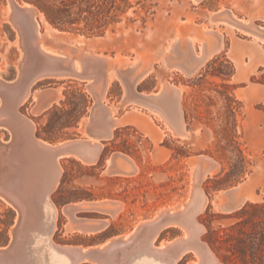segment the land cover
Segmentation results:
<instances>
[{
  "label": "rangeland",
  "instance_id": "1",
  "mask_svg": "<svg viewBox=\"0 0 264 264\" xmlns=\"http://www.w3.org/2000/svg\"><path fill=\"white\" fill-rule=\"evenodd\" d=\"M247 203L264 204V0H0L8 264H232L213 240Z\"/></svg>",
  "mask_w": 264,
  "mask_h": 264
},
{
  "label": "trees",
  "instance_id": "2",
  "mask_svg": "<svg viewBox=\"0 0 264 264\" xmlns=\"http://www.w3.org/2000/svg\"><path fill=\"white\" fill-rule=\"evenodd\" d=\"M249 208L251 216H239L240 220L222 229V235L215 234L213 242L216 248L224 247L229 255H221L225 263L248 264L247 253L253 264H264V216H259L264 204L247 203L243 206L240 214L246 213ZM254 260L258 262L255 263Z\"/></svg>",
  "mask_w": 264,
  "mask_h": 264
},
{
  "label": "bare ground",
  "instance_id": "3",
  "mask_svg": "<svg viewBox=\"0 0 264 264\" xmlns=\"http://www.w3.org/2000/svg\"><path fill=\"white\" fill-rule=\"evenodd\" d=\"M25 6H29V5H25ZM37 22H38V21H37ZM45 33H49V31H48V30H45ZM59 152H61V151H60L58 148H55V149H54V153H55V155L57 154L56 156H60V155H58ZM61 154H62V153H61ZM237 187H238V186H237ZM234 188H235V187H234ZM17 191H18V190H17ZM14 192H15V191H14ZM219 192H221V191H219ZM222 192H224V190H223ZM222 192H221V193H222ZM218 194H220V193H218ZM196 195H197V194H196ZM221 204H222V203H221ZM46 217H47V216H45V220L47 221L46 223H48L49 218H47V219H48V220H47ZM51 217L54 218V216H51ZM43 218H44V217H43ZM43 220H44V219H43ZM52 222H53V221H52ZM43 223H45V221H43ZM43 223H42V226H44V227L46 228L47 224H46V225H45V224L43 225ZM48 224H50V223H48ZM51 224H52V223H51ZM48 226H49V225H48ZM53 226H54V224H53ZM44 227H42L41 229H44ZM49 227L51 228V226H49ZM50 228H49V229H50ZM52 229H53V228H52ZM50 230H51V229H50ZM41 231H42V230H41ZM43 231H44V230H43ZM52 231H53V230H52ZM45 232H46V231H45ZM45 232H44V233H45ZM47 232H49V230H48ZM41 233H42V232H41ZM41 233H40V235H41ZM42 234H43V233H42ZM49 234H50V233H49ZM46 235H47V237H49V236H48V233H47ZM43 236H44V235H43ZM45 237H46V236H45ZM45 237H44V238H45ZM47 237H46V238H47ZM38 238L40 239V236H39ZM38 244H39V246H40V243H39V242H38ZM41 244H42V243H41ZM48 245H49V244H48ZM52 245L54 246V244H52ZM50 246H51V244H50ZM44 247H45V246H44ZM41 248H42V247H41ZM51 248H52V247H51ZM71 248H72V247H71ZM57 249H59V248H57ZM47 250H48V249H47ZM50 250H52V249H50ZM53 250H54V251H53ZM53 250H52V251L55 252V249H53ZM59 250H60V249H59ZM72 250H73V249H72ZM60 251H61V250H60ZM60 251H59V252H60ZM46 252H49V251H46ZM46 252H45V253H46ZM59 252H57V253L55 252L56 255H57V254L60 255L61 253H59ZM79 252H80V251H79ZM40 253H41V252H40ZM42 253H43V251H42ZM55 253H53V255H54ZM62 253H63V251H62ZM65 253H66V252H65ZM75 253L78 254V252H75ZM51 254H52V253H51ZM56 255H55V256H56ZM61 255H62V254H61ZM55 256H54V257H55ZM63 256H64V254L62 255V258H63ZM68 256H69V255H68ZM70 256H71V255H70ZM77 256H78V255H77ZM40 257H41V256H40ZM58 257H59V256H58ZM74 257H75V256H73V258H74ZM46 258H47V257H46ZM60 258H61V257H60ZM75 258H76V257H75ZM41 259H42V257H41ZM51 259H52V258H51ZM58 259H59V258H58ZM63 259H64V258H63ZM69 259H70V258H69ZM33 260H34V259H33ZM49 260H50V258H49ZM53 260H54V259H53ZM70 260H71V259H70ZM74 260H75V259H74ZM76 260H77V258H76ZM76 260H75V261H76ZM43 261H44V260H43ZM43 261H41V262L43 263ZM59 261H60V260H59ZM75 261H73V262H75ZM66 262H67V261H66ZM47 263H49V262L47 261ZM47 263L45 262V264H47ZM58 263H59V262H58ZM61 263H62V262H61ZM61 263H60V264H61ZM67 263H68V262H67ZM0 264H7L6 258H4V257H0ZM64 264H65V263H64Z\"/></svg>",
  "mask_w": 264,
  "mask_h": 264
},
{
  "label": "crops",
  "instance_id": "4",
  "mask_svg": "<svg viewBox=\"0 0 264 264\" xmlns=\"http://www.w3.org/2000/svg\"><path fill=\"white\" fill-rule=\"evenodd\" d=\"M37 25V26H36ZM35 27L38 28L39 27V23L36 22L35 23ZM56 30V29H55ZM44 32H45V29H44ZM53 33H59L57 30L56 32H51L50 34H53ZM42 49L45 51V52H48V53H51V54H59L57 52H55L54 50H51V49H48V48H45L42 46ZM115 125V123L113 124V126ZM109 162V160H107V163ZM44 207L45 209L47 210V212L49 213L50 216H55V213H56V209L53 207V205L51 204V202L49 201L48 197L45 196L44 198ZM12 259V258H11ZM8 264V263H7ZM12 264H15L14 261Z\"/></svg>",
  "mask_w": 264,
  "mask_h": 264
}]
</instances>
